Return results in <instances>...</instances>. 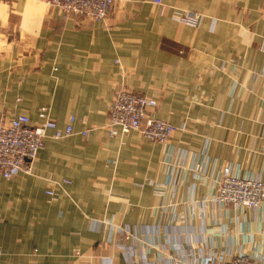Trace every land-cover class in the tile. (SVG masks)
<instances>
[{
	"label": "crops",
	"instance_id": "obj_1",
	"mask_svg": "<svg viewBox=\"0 0 264 264\" xmlns=\"http://www.w3.org/2000/svg\"><path fill=\"white\" fill-rule=\"evenodd\" d=\"M163 3L115 0L96 21L47 0H0V115L38 124L45 106L60 127L90 129L46 138L31 174H0V264H220L241 253L264 263V208L190 211L225 167L263 175L264 0ZM121 89L156 99L149 115L181 128L165 143L112 135Z\"/></svg>",
	"mask_w": 264,
	"mask_h": 264
},
{
	"label": "built area",
	"instance_id": "obj_2",
	"mask_svg": "<svg viewBox=\"0 0 264 264\" xmlns=\"http://www.w3.org/2000/svg\"><path fill=\"white\" fill-rule=\"evenodd\" d=\"M115 0H47L51 5L60 8L66 15L76 14L86 18L101 21L107 18ZM163 10V0H154ZM187 22L194 23L195 17L188 16ZM157 106V100L143 93L119 90L111 102L109 112L110 133L117 135L130 130L140 131L145 138L153 142L165 143L178 129L170 121L149 115ZM47 107L40 110L41 121L32 122L28 114L18 113L7 119L0 115V174L11 179L20 173L31 174L33 162L39 151L44 147L46 138L63 139L73 134L88 137L90 129L76 131L73 125L74 118L66 127H60L49 116ZM200 170L199 165L195 168ZM57 185L71 183L68 179L55 182ZM166 185L156 186L157 195H164ZM51 200L58 198L55 188L45 190ZM206 201L217 203L221 206L232 205L240 209L257 211L264 208V172L263 175H241L234 172L231 167H225L216 190L206 199H196L190 202L192 214L197 212L198 206H203ZM119 229V231H118ZM118 235L127 239H134L131 231L125 227H117ZM120 232V233H119ZM207 257L201 264H210ZM175 264H179L175 262ZM220 264H264L258 254H237L230 259H224Z\"/></svg>",
	"mask_w": 264,
	"mask_h": 264
},
{
	"label": "rangeland",
	"instance_id": "obj_3",
	"mask_svg": "<svg viewBox=\"0 0 264 264\" xmlns=\"http://www.w3.org/2000/svg\"><path fill=\"white\" fill-rule=\"evenodd\" d=\"M196 18H197V17H196ZM195 20H196V19H195ZM164 120H165V119H164ZM167 121H168V120H167ZM177 127H178V126H177ZM179 128H181V127H178V129H179ZM178 129H177V130H178ZM177 130H176V131H177ZM172 135H173V134H172ZM170 138H171V137H170ZM170 138H169V139H170ZM169 139H168V141H169Z\"/></svg>",
	"mask_w": 264,
	"mask_h": 264
}]
</instances>
